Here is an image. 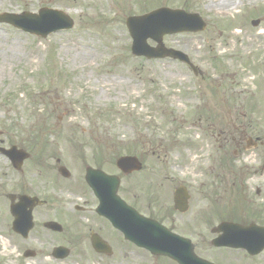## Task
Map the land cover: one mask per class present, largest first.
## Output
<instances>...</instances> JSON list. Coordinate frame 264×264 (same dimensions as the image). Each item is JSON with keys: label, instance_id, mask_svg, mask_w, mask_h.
Segmentation results:
<instances>
[{"label": "flooded vegetation", "instance_id": "af4514ba", "mask_svg": "<svg viewBox=\"0 0 264 264\" xmlns=\"http://www.w3.org/2000/svg\"><path fill=\"white\" fill-rule=\"evenodd\" d=\"M204 7V61L211 71L194 74L199 77L194 82L195 96L203 104L196 99L193 107L198 112L203 108L208 121L188 123L186 137L178 127L156 133L145 127L119 140L126 146L120 147L121 152L103 153L98 147L91 154H83L75 138L63 137L68 133L65 124L61 127L64 131L57 132L62 136L50 140L33 126L25 128L21 126L24 123L7 119L3 112L12 109L9 102L15 96L10 98L0 89V235L4 249L10 243L11 249L19 248L17 242L33 239L34 228L40 226L55 240L74 241L81 255L89 251L98 257L107 256L94 250L93 237L101 238L114 252L112 238L121 236L109 219L96 211L99 198L86 181L88 167L117 175V194L137 214L135 220H142L139 216L156 220L191 241L199 257L208 259L210 252L233 250L211 244L222 222L264 226V130L259 127L264 129V123L253 117L264 112L260 109L264 91V0H208ZM187 47L191 61L200 64L201 50ZM224 60L236 62L237 69L227 71ZM238 66H249L250 73L241 72ZM243 75L253 76L254 89L244 88ZM4 101L8 102L6 106ZM244 120L249 121L247 125ZM151 136L165 143L162 157L173 150L181 158L177 165L161 159L160 153L152 151L149 155ZM140 138L145 141L138 149ZM199 144L200 149L208 151L203 166L192 165L195 158L190 161L186 157L190 148ZM68 146L71 150L79 147L80 152L69 153ZM122 155L136 157L140 168L121 171L116 161ZM185 160L188 163H183ZM24 197L29 198L33 221L26 238L13 229ZM2 261L0 257V264Z\"/></svg>", "mask_w": 264, "mask_h": 264}, {"label": "rangeland", "instance_id": "374dc122", "mask_svg": "<svg viewBox=\"0 0 264 264\" xmlns=\"http://www.w3.org/2000/svg\"><path fill=\"white\" fill-rule=\"evenodd\" d=\"M207 1L0 0V13L37 12L41 7H53L67 12L74 20L73 28L45 38L0 23V89L15 95L14 101L9 103L12 109L4 111L3 115L24 123L21 126L25 128L35 127L50 140L51 137L62 136L57 132L64 131L61 127L65 124L68 133L63 137L75 138L83 154H91L98 147L103 153L121 152L120 147L126 146L119 140L130 135L133 128L141 130L146 127L156 133L168 127H178L185 136L189 133L185 128L188 123L196 124L199 119L208 121L203 108L198 112L193 107L196 99H200L195 96L194 84L199 77L172 59L147 60L132 55L129 49L131 39L124 20L129 14L161 5L196 6L204 10ZM206 40L207 34L203 32L167 35L163 42L167 46L184 49L189 45L196 46L201 50V63L193 62L201 72H206L211 71V66L204 61ZM222 64L227 71L237 69L234 61L224 60ZM238 68L241 72L250 73L249 66ZM241 82L245 89H254L252 75H243ZM204 88L203 85V91ZM261 98L260 109L264 110L263 90ZM6 104L8 102L4 101L3 105ZM253 117L264 123V112ZM72 122L74 124H70ZM243 122L247 125L249 121ZM75 125L83 129H77ZM259 127L264 130L261 125ZM149 139V155L152 151L160 153V158H167L171 166L181 160L173 150L168 152V157H162L165 143L159 142L157 137ZM143 141L145 138H140L138 149L143 147ZM158 143L161 147H157ZM199 146L190 148L186 157L190 161L195 158L192 165L203 166L208 151ZM67 152L76 154L80 151L79 147L71 150L68 146ZM251 156H254L253 152ZM183 163H188V160ZM33 233V239L17 242L19 248L15 246L13 249L11 243L10 247L3 248L5 243L0 235L1 264H176L168 258L152 256L143 249L127 246L116 235L112 238L113 254L98 257L89 251L79 254L74 241L55 240L40 226L35 227ZM56 244H64L71 249L67 258L54 259L51 256V249ZM26 248L34 250L35 256L23 257L22 251ZM208 256L218 264H264V252L248 256L241 250L222 249L210 252Z\"/></svg>", "mask_w": 264, "mask_h": 264}, {"label": "water", "instance_id": "95a60500", "mask_svg": "<svg viewBox=\"0 0 264 264\" xmlns=\"http://www.w3.org/2000/svg\"><path fill=\"white\" fill-rule=\"evenodd\" d=\"M193 15L186 14L180 10H171L160 8L149 14L132 17L127 20L130 34L133 38L132 51L137 55H146L147 57H163L171 55L181 58V53L174 50H167L161 44L162 36L166 33L192 30ZM0 21H5L19 27L27 32L46 36L49 32L59 28L71 27V19L63 12L51 9H40L38 14H29L24 12L21 15L3 13L0 14ZM150 37L158 42L156 48H150L145 40ZM130 161L128 158L118 160L121 169H126ZM93 185H96V182ZM117 187V184L115 185ZM112 213L111 223L119 229L126 239L131 240L136 245L149 250L154 255H166L178 262V264H211L205 263L195 257L191 248L182 244L177 237L164 233L156 223L150 220H142L137 224L136 221L122 220L124 211L120 205L116 204L115 212ZM115 213V214H113ZM108 216V215H107ZM27 220H20L18 226ZM17 226L16 231H23ZM227 227V225H224ZM261 228L255 226L239 227L237 225H228V230L213 241L215 245H226L231 247H244L251 253H257L264 247V232ZM250 241L249 245H246ZM95 249L99 251H108L106 245L93 239ZM67 255V250L56 248L53 256L63 258Z\"/></svg>", "mask_w": 264, "mask_h": 264}]
</instances>
